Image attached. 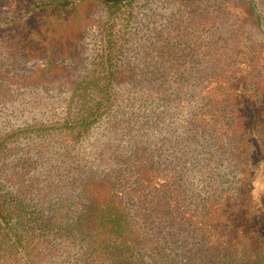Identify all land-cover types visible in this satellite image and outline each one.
<instances>
[{
	"label": "rangeland",
	"instance_id": "obj_1",
	"mask_svg": "<svg viewBox=\"0 0 264 264\" xmlns=\"http://www.w3.org/2000/svg\"><path fill=\"white\" fill-rule=\"evenodd\" d=\"M35 1L43 0H0V23L23 17L0 28V138L63 122L76 106L92 102L85 81L97 69L106 6L91 5L89 23L69 46L52 47L49 59L27 52L33 43L25 34L17 45L9 41L22 33L19 27L13 33L18 23H34ZM130 1L115 19L122 51L111 103L88 133L76 141L59 130L5 138L0 189L18 208L19 229L34 244L38 264L78 263L77 232L56 230L60 217L71 224L91 214L87 185L94 181L123 177L132 185L143 162L181 194L179 207L196 214L238 182L234 137L212 128L198 132L194 116L210 80L238 65L239 50L264 43V0H252L254 10L249 0ZM37 66L55 71L35 77ZM262 188L258 183L256 191ZM195 229L179 215L165 228L144 227L143 264H242ZM0 264L24 262L0 251ZM253 264H264V255Z\"/></svg>",
	"mask_w": 264,
	"mask_h": 264
},
{
	"label": "trees",
	"instance_id": "obj_2",
	"mask_svg": "<svg viewBox=\"0 0 264 264\" xmlns=\"http://www.w3.org/2000/svg\"><path fill=\"white\" fill-rule=\"evenodd\" d=\"M131 2H31L34 23L31 26L18 23L13 33L18 27L22 33L17 32L9 41L17 45L19 38L27 36L33 43L27 52L35 57L44 52L49 59L52 47L69 46L89 23L91 5L106 6L109 15L102 24L97 69L92 79L85 81V88L93 91L92 102L76 106L63 122L29 125L10 132L0 138V154L6 145L5 138L16 134L59 130L70 133L76 141L88 133L111 103L112 82L117 73L114 66L122 51L115 19L120 8ZM248 7L254 10L251 2ZM21 16L1 22L0 28L22 19ZM238 55L239 62L233 70L218 72L206 85L207 90L200 98L201 107L194 116L198 132L212 128L228 131L234 137L230 155L239 172L236 186L224 191L196 214L179 207L181 194L143 162L132 185L123 182V177L94 181L87 185L91 214L71 224L60 217V228L56 230L62 231L61 236L65 231L68 235L77 232L76 237L83 245L77 264H143L140 251L146 238L144 227L165 228L175 215L193 224L197 234L206 238L210 246L229 253L242 264H253L264 255V43L247 46L239 50ZM54 71L49 66H37L35 77ZM258 183L263 185L260 191H256ZM154 192L160 195L155 196ZM131 200L136 202L133 208L127 207ZM20 221L18 208L7 204L0 189V251L24 264H38L34 244L19 229Z\"/></svg>",
	"mask_w": 264,
	"mask_h": 264
},
{
	"label": "water",
	"instance_id": "obj_3",
	"mask_svg": "<svg viewBox=\"0 0 264 264\" xmlns=\"http://www.w3.org/2000/svg\"><path fill=\"white\" fill-rule=\"evenodd\" d=\"M103 1L106 2V3L111 4V3H119V2L124 3V2H128L130 0H103ZM250 2L252 4V6L254 7V4H253L252 0H250ZM261 27H262V23H261Z\"/></svg>",
	"mask_w": 264,
	"mask_h": 264
}]
</instances>
